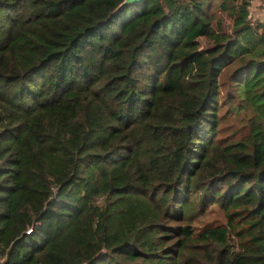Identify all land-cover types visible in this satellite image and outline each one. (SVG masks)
Instances as JSON below:
<instances>
[{
	"label": "trees",
	"instance_id": "trees-1",
	"mask_svg": "<svg viewBox=\"0 0 264 264\" xmlns=\"http://www.w3.org/2000/svg\"><path fill=\"white\" fill-rule=\"evenodd\" d=\"M121 1L0 0L4 264H264V21Z\"/></svg>",
	"mask_w": 264,
	"mask_h": 264
},
{
	"label": "built area",
	"instance_id": "built-area-1",
	"mask_svg": "<svg viewBox=\"0 0 264 264\" xmlns=\"http://www.w3.org/2000/svg\"><path fill=\"white\" fill-rule=\"evenodd\" d=\"M247 8L255 18L264 21V0H248ZM31 228L27 229L29 232ZM0 264H4V256L0 253Z\"/></svg>",
	"mask_w": 264,
	"mask_h": 264
},
{
	"label": "rangeland",
	"instance_id": "rangeland-1",
	"mask_svg": "<svg viewBox=\"0 0 264 264\" xmlns=\"http://www.w3.org/2000/svg\"><path fill=\"white\" fill-rule=\"evenodd\" d=\"M193 68H194V64L193 65H191L189 68H188V70L189 71H191V70H193ZM133 198H130V199H128L127 201H130V200H132ZM131 204H132V206L133 207H140V203H138L136 200H132L131 202H130ZM220 216V213L216 210V208H214L213 210H211L210 212H206V214H204V215H202V217H201V223H206V222H211V221H215V219L217 218V217H219Z\"/></svg>",
	"mask_w": 264,
	"mask_h": 264
},
{
	"label": "water",
	"instance_id": "water-1",
	"mask_svg": "<svg viewBox=\"0 0 264 264\" xmlns=\"http://www.w3.org/2000/svg\"><path fill=\"white\" fill-rule=\"evenodd\" d=\"M143 0H122L117 7L115 8V11L119 10L121 7L128 5V4H132V3H140Z\"/></svg>",
	"mask_w": 264,
	"mask_h": 264
}]
</instances>
